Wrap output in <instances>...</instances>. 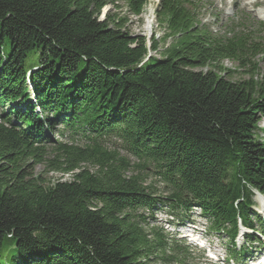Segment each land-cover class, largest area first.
<instances>
[{"label": "trees", "instance_id": "trees-1", "mask_svg": "<svg viewBox=\"0 0 264 264\" xmlns=\"http://www.w3.org/2000/svg\"><path fill=\"white\" fill-rule=\"evenodd\" d=\"M117 1L0 0V264L171 262L186 250L138 219L159 204L178 221L197 208L239 262L264 235L261 47L244 28L212 34L201 0H159L160 48L101 17ZM123 2L138 17L147 0Z\"/></svg>", "mask_w": 264, "mask_h": 264}, {"label": "rangeland", "instance_id": "rangeland-1", "mask_svg": "<svg viewBox=\"0 0 264 264\" xmlns=\"http://www.w3.org/2000/svg\"><path fill=\"white\" fill-rule=\"evenodd\" d=\"M158 1L147 0L143 13L138 17L127 11L123 0L117 1L119 8L108 5L102 9L100 14L101 17L107 11L111 14H119L126 21L125 28L132 35L144 36L148 42L151 37H155L161 48L164 28L158 23L156 16ZM199 10L198 15L201 24L206 26L212 34L228 33L230 29H235L236 32L243 28L245 31H250L254 42L261 47L250 59L251 62L257 64V78L264 75V17H262L264 0H201ZM169 41L170 39H167L166 44ZM150 54L158 56L154 52H150ZM222 67L229 72L228 75L226 74L227 78L239 80L246 77L245 71H243L245 70L244 67H240L236 61L225 59ZM256 130L259 136L264 138V117L259 116ZM43 166V164L35 165L34 172L43 171ZM47 176L55 179L61 177V174L50 172ZM147 182L156 186L159 191L161 190L162 183L156 177L149 175ZM254 202L253 209L264 220V198L256 193ZM168 210L167 207L159 204L153 210H139L137 212L138 215H141V218L138 219L145 231L148 232L151 228L161 230L171 246L177 244L186 250L180 255L178 253L175 255V252L168 247L165 249V254L170 257L174 256L172 261L153 259L154 264H264V235L261 236L262 241L260 243L257 241L253 243L256 251L248 250L246 257L240 262L231 261L226 253L230 246L227 236L223 233L209 231L206 219L200 215L197 208L191 209L188 212V217L183 220L182 224H185L187 220L190 221L189 225L185 224L187 226H178L182 222L181 219L178 221L177 214L168 212ZM244 231L240 228V233L235 238L234 247L236 249H240L243 245ZM248 245H252V243L244 246ZM175 257L179 258V261H176ZM211 257L216 258V260Z\"/></svg>", "mask_w": 264, "mask_h": 264}, {"label": "bare ground", "instance_id": "bare-ground-1", "mask_svg": "<svg viewBox=\"0 0 264 264\" xmlns=\"http://www.w3.org/2000/svg\"><path fill=\"white\" fill-rule=\"evenodd\" d=\"M262 17H264V13H263V15H262ZM187 226V225H186ZM190 231V230H189ZM253 262V261H252Z\"/></svg>", "mask_w": 264, "mask_h": 264}]
</instances>
